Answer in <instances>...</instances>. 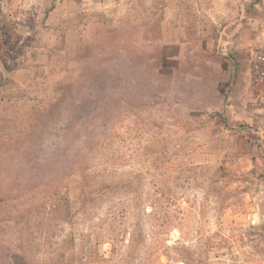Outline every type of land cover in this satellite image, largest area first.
<instances>
[{"label": "rangeland", "instance_id": "obj_1", "mask_svg": "<svg viewBox=\"0 0 264 264\" xmlns=\"http://www.w3.org/2000/svg\"><path fill=\"white\" fill-rule=\"evenodd\" d=\"M263 20L264 0H0V264H264ZM73 134L105 182L85 211L56 173Z\"/></svg>", "mask_w": 264, "mask_h": 264}, {"label": "trees", "instance_id": "obj_2", "mask_svg": "<svg viewBox=\"0 0 264 264\" xmlns=\"http://www.w3.org/2000/svg\"><path fill=\"white\" fill-rule=\"evenodd\" d=\"M22 47L23 45H21L19 49H21ZM112 81H115V80L113 79L99 80L96 78H93L91 80L93 86H96V88L100 89L101 91L105 86L106 87L110 86L112 88H115L117 84L112 83V86H111ZM69 90H70V87L66 86L63 92L61 93V96L58 98V100L55 101L56 103L53 104V108H56L55 110L58 112L57 113L58 115L60 113L61 115H63V120H61V123L63 124L65 122L66 128L68 130L71 129V131H73V129H75L77 125V121H75L74 114H72L71 110L66 108V106L69 105V100L71 97ZM112 91L113 90L111 89L107 93V97L110 101H114L116 103L120 98H118L117 100L116 97L113 96ZM123 97L125 98V96ZM70 105H71V102H70ZM64 130L65 128H60V132ZM72 136H74V134ZM75 137H78V135H75L74 137H72L74 141H72L70 144H67L66 142H64V139L63 140L61 139L59 142H57L58 160L56 163V173L58 174L57 177L59 178L61 183L65 179H69L71 181L73 180L72 181L74 182L73 187H74L75 193H77L78 195L74 200V201H77L79 204L77 211L78 210L85 211L86 204L94 201L97 195L104 192L105 182L104 180L100 178H98L100 180H97V177L99 176L97 172L99 171L95 168L92 162L94 157L91 154V148H92L91 144L87 143L88 144L87 147L83 146L82 143L76 142ZM69 155L72 156L71 162H70ZM47 164H48L47 162H44L43 164H41L40 169H43V167H45V165L47 166ZM65 190H68V188L66 187ZM69 199L70 198L67 196L65 199L66 203L64 204L65 209L68 210L67 211L68 214L71 213L70 209L72 210V206H73L72 202ZM8 264H31V260L25 254L14 252L11 254Z\"/></svg>", "mask_w": 264, "mask_h": 264}, {"label": "built area", "instance_id": "obj_3", "mask_svg": "<svg viewBox=\"0 0 264 264\" xmlns=\"http://www.w3.org/2000/svg\"><path fill=\"white\" fill-rule=\"evenodd\" d=\"M247 93L254 109H264V20L258 34V48L248 65Z\"/></svg>", "mask_w": 264, "mask_h": 264}]
</instances>
